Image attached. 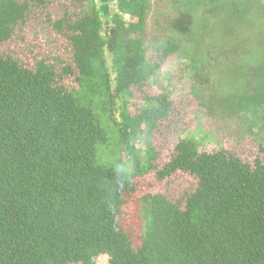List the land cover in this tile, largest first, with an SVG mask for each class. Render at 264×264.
<instances>
[{
  "label": "trees",
  "instance_id": "1",
  "mask_svg": "<svg viewBox=\"0 0 264 264\" xmlns=\"http://www.w3.org/2000/svg\"><path fill=\"white\" fill-rule=\"evenodd\" d=\"M88 1L89 14L56 23L69 29L75 67L65 72L76 87L46 59L29 69L0 52V264H97L101 254L109 264H264V132L253 162L185 137L157 163L153 137L173 102L148 88L182 51L177 36L193 39L203 25L202 0H184L173 35L153 45L151 0ZM203 1L214 19L211 48L230 46L240 72L256 70L257 94L246 87L228 102L264 123V0ZM44 2L0 0V45ZM135 90L143 102L132 114ZM124 145L131 166L104 159ZM164 180L171 190L156 189Z\"/></svg>",
  "mask_w": 264,
  "mask_h": 264
},
{
  "label": "rangeland",
  "instance_id": "2",
  "mask_svg": "<svg viewBox=\"0 0 264 264\" xmlns=\"http://www.w3.org/2000/svg\"><path fill=\"white\" fill-rule=\"evenodd\" d=\"M151 1L146 32L149 45L159 44L164 38L173 35L170 20L175 16L176 9L184 8V0H178L175 9L170 6V0ZM202 2L198 13L203 25L193 39L185 40L177 36L182 51L166 60L148 88L150 94L168 92L173 102L171 116L161 123L153 137V145L159 152L157 163L160 165L170 160L176 143L185 137L203 141V150L213 151L223 146L251 162L262 155L260 144L264 123L258 124L254 118L256 114L244 110L248 105L243 109H234L228 102L245 93L242 90L246 87L249 96L257 94L256 90L251 91L257 82L256 70L248 69V75L240 72L238 66L230 60L231 56L228 57L224 51L230 46L218 41L215 45L213 41L211 48L209 37L214 19L209 13L211 5L204 6ZM90 7L88 0H45L43 4L32 3L26 23L17 26L12 38L0 45V52L4 56L13 57L29 69H35L38 61L46 59L63 75L62 84L68 88L76 87V75L65 72L67 66L75 67L69 29L66 23L63 28L56 23L62 19L76 20L89 14ZM206 56H209V60L202 61ZM191 59L195 61L194 64ZM247 76L253 79L250 84L245 82ZM142 102L140 93L135 90L129 99L128 110L137 114ZM118 103L119 106L123 105V101ZM119 113L116 117L121 120ZM136 147L143 157L146 149L144 141L139 140ZM103 157L127 162L129 166L132 164L131 153L125 145L116 149L112 155L103 153ZM180 185L181 180H177L175 189L178 190ZM170 188L166 180L156 186V189L162 191ZM96 263L109 264V256L101 254Z\"/></svg>",
  "mask_w": 264,
  "mask_h": 264
}]
</instances>
